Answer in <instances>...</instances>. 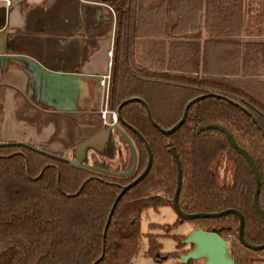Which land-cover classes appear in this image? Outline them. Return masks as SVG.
I'll return each instance as SVG.
<instances>
[{
    "label": "trees",
    "instance_id": "16d2710c",
    "mask_svg": "<svg viewBox=\"0 0 264 264\" xmlns=\"http://www.w3.org/2000/svg\"><path fill=\"white\" fill-rule=\"evenodd\" d=\"M85 1L110 5L115 14L109 110L116 111L122 102L139 98L148 106L153 122L168 130L181 119L190 100L207 97L190 106L184 123L170 135L153 126L141 102L125 104L118 126L131 141L137 158L134 171L127 176L117 174L130 172V150L125 168L110 171L105 162L97 159L91 165L94 169H89L36 152L30 145L0 144V264H130L139 247L143 211L172 205L177 170L171 149L181 169L180 210L184 214L235 210L243 217L245 242L252 246L264 244V221L253 207L255 179L249 164L221 131L197 132L200 126L220 125L250 156L260 175L258 206L264 212V136L258 128L264 131V103L242 89L235 79L197 74L199 36L196 40L165 41L170 15L177 19L172 35L186 36L201 30V34L212 39L238 37V0H149L144 6L141 0ZM160 13L163 21L157 24L153 18ZM2 21L0 17V24ZM157 25L164 28L163 40L142 39L143 29L155 30ZM139 41H147L157 51L164 50L169 61L176 53L177 62L186 63L187 67L169 66L166 71L157 72L138 65ZM147 148L152 157L150 170L118 201L103 236L122 187L146 169ZM45 152L64 158L59 153ZM222 155L231 168L230 184L219 183L212 171V165ZM183 221L179 217V222ZM192 221L196 229L215 232L226 244L230 243V255L240 264L253 263L239 257L240 251L264 252L248 250L239 243L236 215ZM184 238L178 240L177 250L183 248ZM149 242L155 262L169 258L158 253L154 238L150 237ZM178 253L171 256L179 259Z\"/></svg>",
    "mask_w": 264,
    "mask_h": 264
},
{
    "label": "crops",
    "instance_id": "0c3cea01",
    "mask_svg": "<svg viewBox=\"0 0 264 264\" xmlns=\"http://www.w3.org/2000/svg\"><path fill=\"white\" fill-rule=\"evenodd\" d=\"M11 1L0 30V144L25 143L63 157L70 154L64 158L91 166L112 139L120 167L130 149L115 130L103 126L98 112L104 101L99 81L111 74L113 61L116 19L112 7L85 0ZM148 2L141 0L143 6ZM153 19L158 24L163 16ZM176 21L169 16L166 42L184 37L171 34ZM163 32L158 25L155 30L143 29L142 39L160 41ZM201 32L187 37L199 36L197 74L236 77L242 62L239 53L244 49L247 54L251 44L239 36L212 39ZM138 43L136 63L144 68L160 72L186 65L177 62L176 53L169 61L164 50L157 51L147 41Z\"/></svg>",
    "mask_w": 264,
    "mask_h": 264
},
{
    "label": "rangeland",
    "instance_id": "374dc122",
    "mask_svg": "<svg viewBox=\"0 0 264 264\" xmlns=\"http://www.w3.org/2000/svg\"><path fill=\"white\" fill-rule=\"evenodd\" d=\"M238 3L241 6V33L239 35V40L246 44L250 43L251 47L246 48L247 54L244 49L239 53L240 62H242L239 63L236 70V72H238L237 76L227 78L238 81L239 86L242 89L251 93L264 103V0H238ZM192 35L193 34H191L190 37H193ZM187 37L188 35L183 38L179 37V39H188ZM249 58H251V60H248ZM217 69L218 67H216V70ZM51 96L54 98L53 95ZM121 144L126 151V147L122 140ZM66 155H64V157L70 156V154ZM97 157H100L97 159L99 162L103 161V157L106 158L107 161L105 162L108 169L114 171L117 170V168H125L129 155L127 156L124 165L118 167V147H116L112 142V139H110L104 153ZM212 171L216 174L219 183H231V168L223 155L212 165ZM195 228L194 221L179 222V217L174 211L172 205H163L157 209H146L140 217V240L138 251L130 264L179 263L180 260L174 259L171 255L177 251L179 252L178 254H184L191 249V247L187 245L183 246L182 249L177 250L178 240H180L181 237L187 236ZM150 237L154 238L159 246L158 253L164 256H169L168 259L163 260L161 263L154 261V258L150 253ZM231 239L232 241L234 240L233 238ZM234 241L237 242L236 239ZM227 244L229 252H231L230 243ZM239 257L251 259L253 262L252 264L264 263V252L251 254L245 251H240ZM194 264H201V261H196Z\"/></svg>",
    "mask_w": 264,
    "mask_h": 264
},
{
    "label": "water",
    "instance_id": "95a60500",
    "mask_svg": "<svg viewBox=\"0 0 264 264\" xmlns=\"http://www.w3.org/2000/svg\"><path fill=\"white\" fill-rule=\"evenodd\" d=\"M5 15H6V9L0 7V17L3 18V21L0 24V30L4 26ZM209 96H214V95H209ZM205 97H207V96H199V97H196V98L190 100L184 108L183 115H182L181 119L172 128H170L168 130L161 129L158 125H156L153 122L151 115H150V112H149V109H148V106L146 105V103L144 101H142L139 98H132V99H128V100L122 102L119 105V107L117 108L116 113L118 115V120L122 122L121 115H120L121 108L125 104L130 103L132 101H139L145 106L147 114H148V118H149L150 122L153 124V126H155L162 134L170 135V134L174 133L184 123L186 116H187L188 109L190 108V106H192L194 103H196L197 101H199ZM224 99L226 101L230 102L231 104L235 105V103L233 101H230L226 98H224ZM109 128L115 130L119 134V136L125 141L128 148L130 149L131 156H132V166H131L130 172L124 173V174H117V175H119V176L130 175L134 171V169L136 167V161H137L136 152L134 150V147H133L131 141L128 139V137H126L123 134V132L117 128L116 125L111 126ZM258 128L261 131L262 135L264 136L263 129L260 126H258ZM209 129H215V130L221 131L226 136L228 142L233 147V149L236 150L239 154H241L245 158L247 163L249 164V166L252 170V173L254 175V179H255V191H254V195H253V199H252L253 207L264 221V212L258 206V195H259L260 186H261V179H260V175L258 173V170H257L253 160L250 158V156L242 148H240L236 145V143L232 139L231 135L222 126L217 125V124H209V125H205V126H200V127H198L197 132H202V131L209 130ZM133 131L135 132V130H133ZM2 145H10V144H2ZM14 145L28 146L25 143H16ZM30 148H32L36 152H40V153L46 154L50 157L60 159L62 161L68 162V163L75 165V166H81V167H85V168H89V169H94L91 166L81 164L77 160H69L66 158H60V157L54 156L50 153H47L43 150H40L38 148H35V147H30ZM147 150H148V154H149V159H148L146 169L135 180H133L128 185L122 187L121 192L118 194V196H117V198H116V200H115V202H114V204L110 210V214L108 216V219H107V222L105 225L103 236H105V232L108 228L109 222L111 220V216L115 210V207H116L118 201L121 199V197L128 190H130L133 186H135L137 183H139L146 176V174L149 172L150 167H151L152 157H151V153H150L149 148H147ZM170 152L172 154L173 160H174L175 165H176V170H177L176 189H175V193H174V196L172 199V207H173L174 211L176 212V214L178 215V217H180L182 220H185V221H192L195 219L219 218V217H223V216H226L229 214L236 215L238 217V220H239L238 233H237V239H238L239 243L244 248L251 250V251L263 250L264 244L259 245V246H252V245H249L248 243L245 242L244 237H243V217L241 216V214L239 212H237L235 210L228 209V210H225L222 212L211 213V214H205V213L184 214L180 210V208L178 206V196H179V192H180V188H181V169H180V164H179L178 158L176 156V153L174 152V149H171ZM114 175H116V174H114ZM181 244L183 246L189 245L191 247V249L189 251H187L185 254L179 255V260H180L179 263L180 264H187L188 262H191V261H202L201 264H240L237 260L232 258L226 242L215 232H204V231H201V230L195 228L187 236H185V238L181 241Z\"/></svg>",
    "mask_w": 264,
    "mask_h": 264
},
{
    "label": "built area",
    "instance_id": "2783aa9c",
    "mask_svg": "<svg viewBox=\"0 0 264 264\" xmlns=\"http://www.w3.org/2000/svg\"><path fill=\"white\" fill-rule=\"evenodd\" d=\"M0 4H2V7L7 9L11 6L12 1L11 0H0ZM112 56V53H109V57ZM111 66V63L110 65ZM109 81H110V73H108L106 76L100 79L99 85L104 89V101L103 105L98 110L102 123L104 125H107L108 127L114 126L118 123V115L116 111H109L107 108V96H108V87H109Z\"/></svg>",
    "mask_w": 264,
    "mask_h": 264
},
{
    "label": "flooded vegetation",
    "instance_id": "af4514ba",
    "mask_svg": "<svg viewBox=\"0 0 264 264\" xmlns=\"http://www.w3.org/2000/svg\"><path fill=\"white\" fill-rule=\"evenodd\" d=\"M107 99H108V96H107ZM106 104H107V102H106ZM108 108V107H107ZM109 110V109H108ZM109 111H111V110H109ZM118 122H119V120H118ZM104 125V124H103ZM118 125V123L116 124V126ZM104 126H106V127H108L107 125H104ZM126 136V135H125ZM127 137V136H126ZM125 142V141H124ZM202 262V261H201Z\"/></svg>",
    "mask_w": 264,
    "mask_h": 264
}]
</instances>
